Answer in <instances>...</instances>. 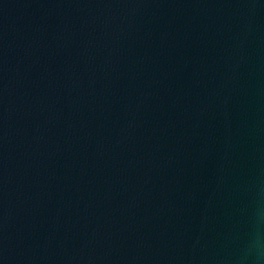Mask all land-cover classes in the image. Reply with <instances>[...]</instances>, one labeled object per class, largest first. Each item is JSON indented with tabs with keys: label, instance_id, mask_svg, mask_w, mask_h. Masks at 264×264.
Listing matches in <instances>:
<instances>
[{
	"label": "water",
	"instance_id": "95a60500",
	"mask_svg": "<svg viewBox=\"0 0 264 264\" xmlns=\"http://www.w3.org/2000/svg\"><path fill=\"white\" fill-rule=\"evenodd\" d=\"M0 264H264V0H0Z\"/></svg>",
	"mask_w": 264,
	"mask_h": 264
}]
</instances>
